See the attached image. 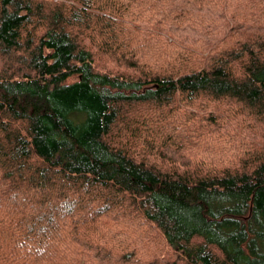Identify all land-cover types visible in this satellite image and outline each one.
I'll list each match as a JSON object with an SVG mask.
<instances>
[{
	"label": "trees",
	"instance_id": "16d2710c",
	"mask_svg": "<svg viewBox=\"0 0 264 264\" xmlns=\"http://www.w3.org/2000/svg\"><path fill=\"white\" fill-rule=\"evenodd\" d=\"M0 264H264V0H0Z\"/></svg>",
	"mask_w": 264,
	"mask_h": 264
}]
</instances>
